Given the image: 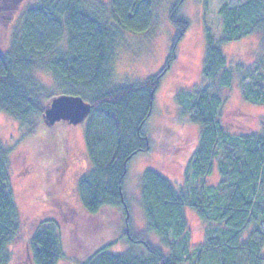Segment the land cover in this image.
I'll return each mask as SVG.
<instances>
[{
	"label": "trees",
	"instance_id": "trees-1",
	"mask_svg": "<svg viewBox=\"0 0 264 264\" xmlns=\"http://www.w3.org/2000/svg\"><path fill=\"white\" fill-rule=\"evenodd\" d=\"M182 2L175 0L168 14L175 40L189 24L179 11ZM154 3L35 0L25 8L7 46L0 48V111L32 133L37 117L56 97L79 96L90 105L84 143L91 169L78 179L77 191L88 215L117 212L119 238L128 246L113 253L111 241L76 264H264V127L230 128L220 115L224 98L213 84L218 81V89L229 86L236 72L243 98L264 105V56L251 66L231 65L221 49L253 34H261L264 42V0L224 3L218 10V38L205 29L201 73L207 83L175 94L182 117L200 126L198 144L180 183L151 168L139 173L144 228L132 230L127 167L151 146L145 124L173 52L159 73L126 85L114 84L113 59L125 31L150 28ZM12 6L8 1L1 5L0 24ZM43 74L51 85L40 80ZM8 164L9 150L0 143V264L10 262L9 246L20 226ZM213 171L217 181L206 182ZM190 213L203 228L199 244H192ZM45 223L31 237L32 262L58 264L63 256L59 224L54 219Z\"/></svg>",
	"mask_w": 264,
	"mask_h": 264
},
{
	"label": "rangeland",
	"instance_id": "rangeland-1",
	"mask_svg": "<svg viewBox=\"0 0 264 264\" xmlns=\"http://www.w3.org/2000/svg\"><path fill=\"white\" fill-rule=\"evenodd\" d=\"M4 1L11 2L13 6L0 24L1 49L7 46L19 26L25 8L35 0H0V13L5 11L1 7ZM243 1L183 0L179 11L189 24L182 36L175 40L176 30L168 17L175 0H155L150 28L142 33L125 31L118 44L113 59V82L120 85L137 83L156 75L165 65L171 50L173 52L169 68L161 77L155 93L154 110L145 124L151 146L148 151L132 157L127 167L125 186L131 198L132 230L135 233L144 228L143 212L137 198L139 173L151 168L173 183H180L187 160L198 144L200 126L182 117L175 94L200 88L207 83L201 73L205 29L209 28L211 34L218 38L220 6ZM221 49L231 65L251 66L256 59L264 56L261 34L222 44ZM237 78L235 72L232 83L221 89L216 87L218 81L213 83L214 92H220L224 98L220 115L231 124L232 129L259 131L264 127V105L245 100ZM40 80L52 84L47 74L41 75ZM37 122L35 130L28 133L18 121L0 111V143L9 150L8 171L20 223L18 233L9 246L12 258L8 264H33L31 237L48 219L56 220L61 232L63 256L58 264H76L93 248L111 241V252L124 251L128 242L119 238L121 222L117 212L108 210L97 216L88 215L77 191L78 179L91 169L84 143L86 118L76 124L61 119L50 125L41 114ZM78 159L82 164L75 178L70 179ZM64 160L66 168L70 162V171H60L57 178L56 168ZM30 164L34 167L32 174L24 172V167ZM214 171L206 177V182L217 181ZM106 213L110 221L106 220ZM188 217L192 244H199L203 240L202 225L192 213Z\"/></svg>",
	"mask_w": 264,
	"mask_h": 264
},
{
	"label": "water",
	"instance_id": "water-1",
	"mask_svg": "<svg viewBox=\"0 0 264 264\" xmlns=\"http://www.w3.org/2000/svg\"><path fill=\"white\" fill-rule=\"evenodd\" d=\"M90 105L79 96H59L51 100L44 112L45 120L50 124L66 119L70 123L81 122L88 114Z\"/></svg>",
	"mask_w": 264,
	"mask_h": 264
},
{
	"label": "flooded vegetation",
	"instance_id": "flooded-vegetation-1",
	"mask_svg": "<svg viewBox=\"0 0 264 264\" xmlns=\"http://www.w3.org/2000/svg\"><path fill=\"white\" fill-rule=\"evenodd\" d=\"M69 162V160H68ZM78 164H77V168L75 170H71V173H70V179L73 177L75 178L76 174H77V171L79 169V167L81 166L82 162L80 159L77 160ZM64 164L63 167H61V164ZM62 163L59 164L58 168H56V172H55V176L58 178V175L61 174L60 171H70V162L67 163V168H66V161L64 160ZM25 168V171L26 173L28 174H32L33 171H34V167L32 166V164L29 165V167H24ZM73 168V167H72ZM73 190V188H72Z\"/></svg>",
	"mask_w": 264,
	"mask_h": 264
}]
</instances>
